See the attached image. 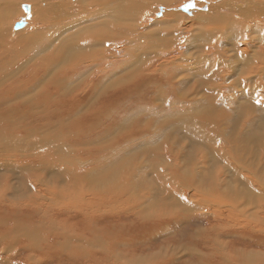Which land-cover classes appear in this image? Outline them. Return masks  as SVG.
<instances>
[{
    "label": "bare ground",
    "instance_id": "obj_1",
    "mask_svg": "<svg viewBox=\"0 0 264 264\" xmlns=\"http://www.w3.org/2000/svg\"><path fill=\"white\" fill-rule=\"evenodd\" d=\"M19 1L38 5L31 14L30 8L23 10L27 17L33 14L37 22L34 27L27 28L33 20L28 23V18L22 21V17L20 22L26 25L19 31L14 25L12 31L10 18L15 16L14 6L18 2L0 0V140L11 136L10 145L0 144V174H7L9 191L0 203L22 206L20 202L12 203V197L19 190L14 192L15 183L11 181L16 180V184L22 186L28 180L25 173H32V195L36 187L47 190V195L41 198L50 196L51 208L57 207L62 214H81L85 232L78 234L72 226L60 227L58 232L50 230L47 213L42 212V205H35L38 201L35 196V200L31 198L25 203L36 208L37 229H32L30 223V230L28 223L16 224L23 219L17 215H12L13 223L1 218L11 223L7 230L0 232L3 233L1 241L4 237L7 239L8 234L13 237L12 243L7 241L5 245L9 242L17 246L22 240L16 237L24 238L28 244L35 243L29 250L36 254V261L30 262L32 257L27 256L25 262L28 264L49 262L45 252L50 248L58 247L53 254L62 262L64 258H81L93 249H100L103 242L101 235L94 233L92 217L110 211L102 198L111 193L91 186L73 185V180L80 178L91 185V175L93 177L102 166L114 163L121 171L124 168L121 174L129 173V182H134L131 173L135 169L139 172L131 186L142 197L133 212L136 219L133 228L167 231L170 224L165 222L169 218L187 219L201 213L211 216V221L232 218L235 222L238 213L244 211L251 215L245 228L253 236L264 237V24L259 19L261 8L247 6L238 12L236 22L232 14L221 12L220 7H215L208 16L205 13L206 17L195 15L188 20L165 8L162 19L151 20L149 2L171 8L176 0H50L53 1L52 10L46 6L42 8L41 0ZM178 20L187 21V25L183 28L175 25ZM162 26L167 28L166 33L157 32L156 28ZM143 104L148 106L145 110L149 112L141 120V123L144 120L142 127L123 132L126 122L123 120H119V131L114 130L115 127L109 131L103 127L108 122L118 123L109 112L102 111L104 106L112 113L116 109L127 111ZM25 116H28V123H25ZM76 116V123L69 129L66 126L64 131L68 141L60 143L58 131L61 128L57 129V125ZM14 119L16 126L11 124ZM24 136L33 139L27 141ZM162 139L166 142H159ZM11 148L17 152L11 154ZM161 148L163 154L159 155L157 151ZM68 149H73V153L66 154L72 151ZM76 149H82L80 154L86 157L81 158ZM140 151L155 157V161L141 160V166L132 169L140 165L134 164V153ZM153 162L154 168L169 171L166 176L153 173V179L158 182L157 192L164 193L160 211L150 210L152 194H142L143 188L139 189L140 179L149 173L146 172L145 177L139 175L151 169ZM127 165L131 169L128 170ZM190 178L198 185L194 188L190 184L193 189L188 191L184 181H191ZM107 179L105 177L104 181ZM168 181L175 185L172 191ZM61 183L66 184V191L55 187ZM50 186L54 187L52 191ZM22 188L25 190V186ZM123 191L125 195L129 189L123 188ZM117 195L114 194L115 199ZM93 198L99 201L96 205ZM175 208L182 212L181 216L169 215L174 214ZM182 223L186 227L187 223ZM6 224L0 221V227ZM115 225L104 224L98 230L107 232L113 227L117 231L119 228ZM217 227L212 225L205 232H197V240L192 244L186 241L180 247L181 250L185 244L191 247L184 250L186 259L181 264H243L236 257L243 259L246 254L244 263L253 264L254 257L258 256L253 248L260 244L249 238L242 243L249 247L247 252L239 251L243 246L238 247V244L229 249L221 248L216 241L220 236ZM149 235L146 232L138 234L132 240L144 243ZM86 236L91 242L81 247L79 242ZM196 247L203 250L206 258ZM172 250L174 252V248ZM1 251L0 254L11 255L6 247ZM175 256L172 254V258ZM262 256L258 264H264ZM210 257L214 258V263ZM12 260L11 255L0 264H14ZM51 261L58 264L56 260ZM169 261L167 264H171Z\"/></svg>",
    "mask_w": 264,
    "mask_h": 264
},
{
    "label": "rangeland",
    "instance_id": "obj_2",
    "mask_svg": "<svg viewBox=\"0 0 264 264\" xmlns=\"http://www.w3.org/2000/svg\"><path fill=\"white\" fill-rule=\"evenodd\" d=\"M58 1L59 0H55V2H58ZM246 1L249 2L250 5L247 4ZM17 2L18 3H16L15 6H14L15 16L12 15L11 18H10V22H12V25H11L12 31L14 30L13 29V26L14 25H17L21 21V18L22 17H23L22 21H24L26 19V17H27L26 11H23V10H25V7L24 6L27 5L26 7L27 8H30V9H28L29 12H30V14H31V10H34L38 6L37 4H32V3H29V2H26V3L24 2L23 3V1L21 2L19 0H17ZM177 2H178V5H176ZM219 2H221V3H219ZM257 2L259 3V5H258ZM20 3H22V4H20ZM225 3H227V4L225 5ZM236 3H238V4H236ZM41 4H42L41 5L42 8L44 6H46V7H50L51 10H52L53 1H50V0H41ZM241 4H242V6H241ZM18 5H20V6H18ZM160 5H157V3L155 4V3H152V2H149L148 3V6H149L150 12H151L150 13V19L151 20L152 19L153 20H160V18L162 19V17H163L162 11H163V9L165 10V8L170 13H174V14L181 15V16H183L185 18V20H188L189 18H193L195 15L196 16H204V17H206L205 16L206 14L208 16L209 13L214 12L213 10H214L215 7H220V9H222L221 12H223V13H225L227 15L232 14L234 16V22H236V21L239 20V15H240L239 13L242 10H244L245 8H247V6H248V8L251 7V9L252 8H255V9H260L261 8L262 12L259 13L260 14L259 19H260V22L264 24V0H239V1L238 0H221V1L220 0H210V1H208V0H199V1L198 0H176L171 5L172 6L171 8H168V7L163 6V5L160 6ZM236 5L239 6V8H238L239 10H237V7L238 6H236ZM32 6H34V7H32ZM234 6H235L236 9L234 8ZM228 9H229V11H228ZM208 10L209 11L212 10V11L209 12ZM16 12L18 13V15H17ZM189 15H190V17H189ZM33 16L34 15L32 14V15H30V17L29 16L27 17L28 18L27 19V22L28 23H30L31 20H33ZM15 20H17V21H15ZM185 20H183V21H179L178 20L179 21L178 24L176 23L175 25L180 26V27L183 28L184 26L187 25V23H186L187 21H185ZM61 21L62 20H60V22ZM35 22H37V21L36 20H33L31 22V24H29V25L27 24V28L34 27V25L36 24ZM25 25L26 24H24L21 28L17 29V31L21 30ZM195 27L197 28L198 25H196ZM156 29H157V32H159V33H166L167 32V30H166L167 28L165 26H162V27H159V28H156ZM17 31L15 30V32H17ZM145 103H147V102H145ZM242 103H244V102H242ZM107 107L108 106H106V107L104 106L105 109L103 108L102 111L103 112H105V111L106 112H109L111 114L110 117H115L114 120L118 121V123H117L118 125L117 124L114 125L111 122L106 123L103 127L104 128H107L108 131L111 130L112 128H114V127H115L114 130H118L119 131L120 130V126H121V125H119V120H123V122L126 121L125 122V126L123 127L124 129H122L123 132H127L128 133V132L131 131V128L138 129L139 127H142L143 126L142 123L144 122V120H143L142 123H141V120L144 119L145 117H147L146 115H148V112H149L148 110H145V108H148V106H146L144 104L140 106L141 109H140V107H136V108L127 109V111H126L124 108H122V111L118 112L117 109H116L112 113L107 110ZM111 108H113V106L110 107V110H111ZM123 109L125 110V112L123 111ZM152 112H150V113H152ZM144 113H145V115H144ZM12 114H13L12 116H15L14 113H12ZM27 118H28V116H25L24 117L25 123H28V121H29ZM14 120L15 121L12 122L11 124L16 126V124H17L16 119H14ZM76 120H77V116L74 117V118H72V120H70V121H68L67 123H64V124L55 123V124H58L57 125L58 126L57 129L61 128L60 131H58V133L60 132L59 135L61 136L58 139L60 141V143L65 142V140L68 141V138L65 137V134H64L65 132L64 131L66 129V126H67L68 129L71 128L72 127V124H75L76 123ZM24 137H26V136H24ZM10 138H11V136H10ZM10 138L8 137V139H2V140H0V144H9L10 143L9 142L10 141ZM26 138L28 139L27 141H30L31 139H33L32 136L31 137L30 136H27ZM20 141H23V140H20ZM13 142H16V141L13 140ZM23 142H26V141H23ZM159 142L164 143V142H166V140L165 139H162ZM88 148H90V146H88ZM68 150L69 151L72 150V151L71 152H67L66 154H72L73 153V149H68ZM80 150H81V152H80ZM80 150L79 149H76L75 152L76 153L79 152V154H80V153H82V149H80ZM153 150L154 149H152L151 151H153ZM13 152L15 153L17 151L16 150H13L11 148V154H14ZM143 152L140 151V152L134 153L136 155L135 156V159H134V164L137 163V164H140V165L139 166H133L132 169H134L136 167L139 168L141 166V163H139V162H141V160H146L147 163L148 162H151L153 160L155 161V157L147 156L145 154V151H143ZM160 152L163 154L162 148H161V150H158L157 151V153L159 155H161ZM83 153L84 154L86 153V150L85 149H83ZM83 156L84 155H81L80 157L84 159L86 157V155L84 157ZM139 158H141V159H139ZM18 159H21V158H18ZM15 160H17V159H15ZM24 160H26V159H24ZM157 162H159V160H157ZM126 163H127V161H126ZM155 166H156L155 165V162H153L151 169H147V170L143 171L144 172L143 174L139 175L141 177L142 176L145 177L146 176L145 173L146 172L149 173V175L146 176L145 178L140 179L138 177L141 180L142 183H141V185L139 184L140 187H139V185H137V186L139 187V189L143 188V190L140 191L142 194H147V193H151L152 194V200L150 202L153 204V206L150 205L151 206L150 207V210L151 209H153V210L154 209H156V210L159 209V211H160L161 206H162L160 203L162 202V197L164 196V193L162 192L160 194L159 190L157 192L158 182L153 179L154 178L153 175L155 174V175H159V176H162V175H165L166 176V174H168L169 171H167V170L166 171H161V170L157 169L158 167L154 168ZM107 167L105 165V168H103V166H102L103 169L102 168L101 169L99 168L97 170V172L94 173V176L95 177L94 176L92 177V175H91L90 180L93 181V183L91 185L86 184V183H88L87 181L82 182L80 178H75L73 180L74 181V184L73 185H77V186L78 185L79 186L82 185L84 187H86V186L90 187L91 186V187L95 188L96 190H99V191H102L103 190V191H108V192L111 193L109 196L102 198L103 200L106 201V203H107L110 211L107 212L106 215L99 214V215H95V216L92 217V219L94 221L93 228H94V231L96 230L94 233L95 234L98 233L99 236L101 235L100 237H101L102 242H103L102 245H101V248L100 249H93V250L90 249L91 250L90 253H89L90 256H88L89 254L88 255H82L83 257H81V258H78V256H76V257L75 256H72L70 260H65V258H64V260H63L64 262H62V260H59L58 257H56L57 256L56 254L55 255L53 254V251H56L58 247L57 248H54V249H51L50 248V249H47V251L45 252V256L49 259V262L47 261V262L42 263V264H56V263H53L51 260L58 261V264H100V263L101 264H107V263L108 264H122V263L123 264H167V262H170L169 260H171V264H181L186 259V258L184 259V256H183L184 250H190L191 247L188 244H185L184 245V250H181L180 247L184 243H186V241H188L190 244H192V242L194 240H197V236L195 235V234H197V232H200V231L205 232L206 230L210 229L212 225L218 226L216 229L218 230V233H219L220 236L218 238H216V241H219V243H220L219 245H220L221 248L229 249V248H232V246H236V244H238V247H241V246L244 247L245 245L242 244V243H245L244 240L245 239L248 240L249 238H251V239L254 240L253 243L260 244L259 246H261V247H259V246L258 247L264 249L263 248L264 246L262 245L264 243V237L253 236L252 233L247 228H245L244 225L246 223V220L250 219L251 218V215H250V213H245L244 211L238 213L237 219H236L235 222L234 221L232 222V218L226 219V220H222L221 219L222 221L220 220V222H218V221H211L210 220L211 216L204 215V214L201 213V214H192V216H188L187 219L186 218H177V217L169 218V220L165 222L167 225L170 224V225L167 226V229H166L167 231H165V229H162L160 231L157 230V231L153 232V231H151V228H148L147 229V227H146V229H145V227H137L138 229L133 228L134 225L136 224V219H135V217L133 215V212L136 211L135 209L141 203L140 200H142V197L141 196H138V194L135 193L134 190H132V187H133V185L135 184V181H136V176L139 173L138 172V169H135V171L133 173H131V176L132 177L134 176L133 179H132V181H134V182H131V181L129 182L128 181V179H129L128 174L129 173H126V174H121L120 173V172H122L124 170V168L121 171V169L117 168L118 165L116 163L107 165ZM129 169H131L130 166H128V170ZM100 170H102V171H100ZM31 174L30 173L29 174L25 173V177L28 178V180L25 181L24 182V185H22V186H20V184H16V182H17L16 180H12L11 181V184L12 183H15V187L13 186L14 187V192L17 191V190H19L18 191V194H16L14 197H12L13 198V199H11L12 200V203L14 202V204H17V203L20 202L23 205L21 204L22 206L17 207V206H13V205L7 203L4 206V204L2 205L0 203V206H1L0 207V216H1L0 217V221L3 222L4 224L7 223L5 227H0V232L1 231L4 232L5 231L4 229L7 230V228L10 227L11 223H13L12 220L14 219V216H12V215H17L18 217H23V219L17 220L16 221L17 222L16 224H19V225L23 226V224L25 225L26 223H28L27 225L29 227L27 229L30 230L31 229V226L29 225V223H30L32 225V229H37V227L35 228V219L37 217V215H36L37 214L36 208H32V207H29V206L26 205V203H29L28 201H30L31 198L33 200H35V196H36V198L38 200V201H36L35 205H37V204L40 205V206L42 205L41 206L42 207L41 208L42 212L43 213H47L46 214L47 215L46 221L49 222V226L48 227H49L50 230H56L58 232L60 230V227L62 229H67L70 226H72V229L76 233H78V234H81V233L85 232L84 224H82V221H81L82 220V215L81 214L77 213L76 215H74V213H72V212H69V213L67 212L65 214H62L61 213L62 211H59L60 209H58L57 207H54L53 209L51 208L53 206L50 204V202H48L49 199H50V196L49 197H46V198H41V197H44V195L45 196L47 195V193H48L47 190H44L42 188L38 189L39 187H36L37 190L32 195L33 175H31ZM9 176H11L10 173H9ZM105 177H107L108 179L104 181V178ZM3 178H5V179H3ZM6 179H7V174L6 175L5 174H2L1 177H0V199H2V196H4L5 194H9V191L7 190L8 184H7V180ZM75 180H77V181H75ZM190 180H191V178H190ZM113 181H115V182H113ZM160 182H162V181H160ZM184 182L186 184V189L188 191H190V190L193 189V187L190 184H192L194 186V188L198 185L197 182L192 181V180L191 181H184ZM119 184H121V185H119ZM167 184L170 185L171 191L173 190V188H175L174 187L175 185L172 184L171 182L168 181ZM6 185H7V187H6ZM164 185H166V183ZM172 185H174V186H172ZM23 186H25V190L22 188ZM29 186H31V187H29ZM65 186H66L65 183H61V184L55 185L56 188H59L61 190H65L66 191ZM53 188L54 187L50 186V190L51 191H52ZM103 188L104 189H107V190H104ZM123 188L129 189L128 192H130V193L127 192L125 195H123L124 194ZM223 189H225V188H223ZM144 190H146V191H144ZM24 192H25V194H24ZM55 192H56V190H55ZM116 193H118L120 197L117 195L116 196V199H115L114 198V194L116 195ZM39 198H41V200ZM97 202H99V201H96L93 198V203L95 205H96ZM115 202L118 203V206L116 205ZM123 202H124V204H123ZM106 203L103 202V204H106ZM48 204L50 205V208H48ZM24 205H26L25 206V209L23 207ZM112 206H117V208H112ZM129 206H130V209H129ZM17 210H19L20 212L19 211L17 212ZM21 210H23V211H21ZM153 210L150 211V212L153 213ZM172 213H174V214H169V215L181 216V213L182 212L181 211H178L175 208V210L172 211ZM8 214H9V216H8ZM1 218H6L10 222L11 221L12 222L10 223V222L3 221ZM126 218H127V221L124 220ZM97 221L100 222V223H97ZM182 221H184V222L187 223L186 227L182 223ZM106 223L107 224H110L112 226H114L116 224L115 226L117 228H119V229L117 231H115L116 229H113V227H112L111 229L108 228L109 230L107 232H99L98 229L101 226H104V224L106 226L107 225ZM129 223H131V224H129ZM96 226L98 228H95ZM124 227H125V230H124ZM139 228L141 229V231H140ZM123 230H124V233H122ZM136 232H137V235L133 234V233H136ZM145 232L146 233H150L151 237L149 235L148 236V239H146V240L144 239V243H138L135 240L134 241L132 240V237H138V234L139 235H143V233L145 234ZM2 234L3 233H0V238L3 237ZM49 235H50L49 238H51L52 237V234H49ZM12 238L13 237L11 236V238H10V236L8 234V238L7 239L4 237L2 239V241L0 240V251L4 247H6V249H8L10 251L11 255L13 256L12 262L14 264H25V263H27V262H25V257H27V256H31L32 257L30 262H32V260H35L36 254L33 252V254L35 255L34 256L33 254H31V252L29 250L30 248H33V245H35V243L34 244H28V243H25L24 238L16 237L17 240H22V241H21V243H18V241H16L15 243H18L17 246L15 244L12 246V244H11L12 241L10 240ZM124 238H126V241L125 242H124V240H125ZM106 240H108V241H106ZM7 241H9L11 243L8 242L7 245H5V243ZM88 242H91V239L88 238V236H86V237H84L79 242L80 243L79 245L81 247H84L85 246L84 244H86ZM122 242H123V244H122ZM116 243H118V244H116ZM119 243H121V244H119ZM25 244H27V245H25ZM115 245H117V246L115 247ZM119 245L122 246V248ZM123 245H125V246H123ZM194 245L196 246V244H194ZM194 245H192V247ZM207 246L208 245H206V247ZM21 247L24 248V249H21V251H18L16 249V248L20 249ZM243 247L240 248V249H243V250H240L239 249V251H241V252H247V250L249 249V247L248 248L247 247H244L243 248ZM258 247H254L253 248V251L254 252L256 251L255 253L258 254V256H256V257L253 256L255 258V261L253 262V264H258L259 258H261V255L262 254L264 255V251H262ZM12 248L15 249V250H13ZM173 248H174V252H172L173 251L172 250ZM195 249L197 251H199V252L202 253V255H203L202 257L203 258H206L207 255H204L205 253L203 252L202 249L200 250L197 247ZM19 252H21V253H19ZM114 252H115V254H114ZM172 254L173 255H176L175 258H177V259L172 258ZM11 255L5 254V253H1L0 254V261L1 260H5L6 258L10 257ZM102 255H104V256H102ZM84 256H86V257H84ZM107 256L109 258H107ZM186 256H189V255L186 253ZM247 256H248V254H246V257H244L243 259H242V257H236V259L240 263L245 264L244 262H245ZM262 257H264V256H262ZM96 259H98V260L96 261ZM106 260H107V262H106ZM209 260L211 261V263H214L215 262V260H214L213 257H210ZM66 261H67V263H66ZM97 262H99V263H97ZM230 264H232V262Z\"/></svg>",
    "mask_w": 264,
    "mask_h": 264
},
{
    "label": "water",
    "instance_id": "obj_3",
    "mask_svg": "<svg viewBox=\"0 0 264 264\" xmlns=\"http://www.w3.org/2000/svg\"><path fill=\"white\" fill-rule=\"evenodd\" d=\"M27 10V7L25 8ZM23 26L22 22L18 23L17 25L14 26V29L21 28Z\"/></svg>",
    "mask_w": 264,
    "mask_h": 264
}]
</instances>
